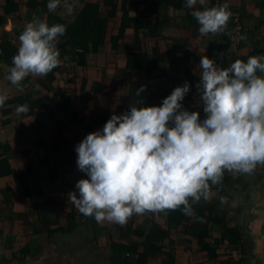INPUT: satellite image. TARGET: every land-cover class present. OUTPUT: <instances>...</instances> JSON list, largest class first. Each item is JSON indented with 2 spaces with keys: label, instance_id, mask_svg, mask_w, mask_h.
Instances as JSON below:
<instances>
[{
  "label": "crops",
  "instance_id": "crops-1",
  "mask_svg": "<svg viewBox=\"0 0 264 264\" xmlns=\"http://www.w3.org/2000/svg\"><path fill=\"white\" fill-rule=\"evenodd\" d=\"M16 1L21 12L11 17L0 1V37L24 29L33 14L53 25L41 5L36 9L30 0ZM97 1L77 0L71 17L63 15V7L51 13L60 18L55 24L66 25L57 45L64 46L78 15L96 5L99 20L107 21L98 52L83 60L67 58L51 80L29 76L19 88L7 78L0 81V90L8 95L0 107V161L6 158L0 168V264H117L112 248L116 244L142 253L143 264H264V166L251 174L225 171L222 181L211 186L210 199L193 204L195 216L177 209L133 214L123 225L98 223L68 198L73 191L78 196L77 181L88 178L78 170L76 145L102 130L113 112L128 111L141 99V107L160 106L174 88L188 82L183 107L204 118L195 87L201 56L228 68L237 59L246 62L249 56L264 54V0H208V7L227 3L232 13L224 32L215 35L199 33L186 0H134L127 18L136 23L121 40V0H114L110 9ZM233 19L241 21L245 39L238 53L227 54V29ZM2 71L8 76L6 66ZM141 86L145 90L138 97ZM26 90L46 106L56 108V101L59 112L65 97L71 98L70 105L58 115L45 108L18 115L15 100ZM129 257L131 264H140L136 255Z\"/></svg>",
  "mask_w": 264,
  "mask_h": 264
},
{
  "label": "clouds",
  "instance_id": "clouds-1",
  "mask_svg": "<svg viewBox=\"0 0 264 264\" xmlns=\"http://www.w3.org/2000/svg\"><path fill=\"white\" fill-rule=\"evenodd\" d=\"M199 5V7H197ZM208 0H186L201 35L220 34L232 13L227 3L208 7ZM71 17L77 0H49L47 9ZM65 24H49L36 14L18 36L7 80L21 85L26 77H44L61 66L59 38ZM245 39V37H241ZM196 88L204 118L182 101L190 91L185 82L162 100L160 106L113 112L102 130L89 133L78 145L77 167L88 178L77 181L68 198L85 216L125 224L133 214L181 209L195 216L193 204L207 201L211 186L225 171L251 174L264 166V54L247 61L237 59L220 68L202 55ZM145 86L138 88L141 97ZM8 99L0 90V107ZM27 114L25 103L16 108ZM191 201V202H190ZM197 219H200L197 217Z\"/></svg>",
  "mask_w": 264,
  "mask_h": 264
},
{
  "label": "trees",
  "instance_id": "trees-1",
  "mask_svg": "<svg viewBox=\"0 0 264 264\" xmlns=\"http://www.w3.org/2000/svg\"><path fill=\"white\" fill-rule=\"evenodd\" d=\"M4 3L3 12L11 17L21 12V5L17 3L16 0H0ZM31 3L39 8V5L43 8V10L46 12V14L50 15V22L52 24L58 23L60 19L59 17L54 16L51 12L47 9V4L49 0H41V3L38 4L37 2L30 0ZM97 2H101L102 6L104 8H115L114 0H98ZM97 2H95L97 4ZM161 2L163 3V0H157V3ZM134 0H121V4L119 6L123 10V16L119 24V31L120 34H118V38L124 39V33L127 29H129L132 26V23H136V19L132 18V20H129L127 18L129 12L134 11ZM26 6V5H25ZM28 7V6H27ZM30 9H33L32 7H29ZM34 9V10H36ZM112 16L108 15V19H111ZM107 21H100L99 15L97 13V6L94 4H91L89 6H86L85 9L78 15L76 18L75 25L76 27L68 28V34L67 37H69L70 42H67L64 46H57L60 51V59L62 62H65L67 65L66 59L68 58V61L72 57H78L79 60H83L84 57L89 53H96L98 52V49L103 45L104 39H105V27H106ZM134 28V26H133ZM23 31V29L15 28L11 33L4 32L3 35L0 37V81L5 80L7 78V75H3L2 68L3 66H6L8 69L12 66V57L17 53L19 43L18 36ZM244 37V33H243ZM117 38L112 39V45H115L117 42ZM16 42V45L13 44V42ZM228 42L229 38L227 39V49H228ZM243 43V42H242ZM242 46V44H241ZM70 50V52H69ZM71 51H74L71 52ZM227 53V51H226ZM132 57L134 59H138L137 54H133ZM83 64V63H82ZM61 66L53 69L50 73H48L45 77L49 80L52 79V77L56 74H58L61 70ZM35 87L31 82L28 83V85ZM41 84V83H40ZM31 92L26 90L22 95L19 96L15 101L18 103V105L27 104L29 106V113H32L31 110L33 108L37 109H44L46 111H49L52 114L58 115L59 113L63 112L67 107L70 105V97H65V100L63 103L62 111L59 112L57 110L58 103H56V108L46 106L45 104H41V101L39 98H32ZM44 113V112H43ZM6 158H4L2 161H0V168L5 163ZM155 238L154 236L151 237V239ZM158 239V238H156ZM113 256H114V262H117V264H127L130 263L128 259H131L132 257H129L131 255H136L137 260L140 264L144 263V255L142 253L138 254L136 253V250L128 245L123 244H116L113 247ZM171 259L173 260V256L170 254ZM171 260V261H172ZM131 264V263H130Z\"/></svg>",
  "mask_w": 264,
  "mask_h": 264
},
{
  "label": "built area",
  "instance_id": "built-area-1",
  "mask_svg": "<svg viewBox=\"0 0 264 264\" xmlns=\"http://www.w3.org/2000/svg\"><path fill=\"white\" fill-rule=\"evenodd\" d=\"M228 31V49H227V54H235L238 53L241 44L243 42V25L239 19H233L227 29ZM1 54V51H0Z\"/></svg>",
  "mask_w": 264,
  "mask_h": 264
},
{
  "label": "rangeland",
  "instance_id": "rangeland-1",
  "mask_svg": "<svg viewBox=\"0 0 264 264\" xmlns=\"http://www.w3.org/2000/svg\"><path fill=\"white\" fill-rule=\"evenodd\" d=\"M4 27V24H1V28H3ZM8 30H10V28H8Z\"/></svg>",
  "mask_w": 264,
  "mask_h": 264
}]
</instances>
